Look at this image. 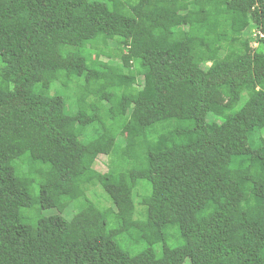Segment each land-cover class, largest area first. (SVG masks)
Wrapping results in <instances>:
<instances>
[{
  "label": "trees",
  "instance_id": "1",
  "mask_svg": "<svg viewBox=\"0 0 264 264\" xmlns=\"http://www.w3.org/2000/svg\"><path fill=\"white\" fill-rule=\"evenodd\" d=\"M0 1V264H264V0Z\"/></svg>",
  "mask_w": 264,
  "mask_h": 264
},
{
  "label": "rangeland",
  "instance_id": "2",
  "mask_svg": "<svg viewBox=\"0 0 264 264\" xmlns=\"http://www.w3.org/2000/svg\"><path fill=\"white\" fill-rule=\"evenodd\" d=\"M0 4L3 5V4H6V2L0 1ZM202 4L206 5L207 1L203 0ZM231 18H232V16H231ZM109 45H110V47L112 46L111 43H109ZM4 49H5V35L0 33V55L3 54ZM102 49H103V46H102ZM94 59L96 60V62L98 63L99 66H102L105 63H107V64L111 63V64L116 66L118 73H120V74L123 73V68H122L120 59L112 60V59H108V57L107 58L105 56L100 57L97 55L94 56ZM133 77L134 78L132 80L128 81L129 86H132L134 88H143V89L150 88L151 85L149 83V77L148 76H139L138 72L136 71V72H134ZM72 88H73V85L67 90L62 89V88L59 90L60 95L64 99V103H65L64 110L67 114H73L76 111V103H75L76 101L82 102L85 100V95L83 92L74 91L72 93ZM258 88L261 89L262 88L261 85ZM54 89H55V86L52 87V90H54ZM239 103H240L239 101H231L228 104V107L229 108H235L239 105ZM165 107H166V104H164V110L166 109ZM170 114H171V112L167 111L166 116H168ZM132 119H133V116H132ZM164 126H166V125H157L156 128H154V130L157 129V131H158V130H160L161 127H164ZM121 141L123 142V144H129V145L133 144V142H134L133 133L129 134L127 132H124V134L122 135ZM110 147H111V144H108V145L103 147L104 152H100L99 156L97 157V159L93 165V169L100 174L106 173L108 171L109 165H110V163H109L110 158H111L112 162H117V160L114 156L109 158V156H107L105 154L108 152ZM87 197L90 200L99 203L101 206H103L105 208L109 207L111 205L109 200L106 198V196L103 194L102 190L98 186L90 187L88 192H87ZM138 202L139 201L137 199L135 201V203H136L135 209L129 210L126 214L127 216H126V219L124 221V225L126 228L129 227L131 220L141 218L140 214L142 212V208L139 206ZM54 213H55L54 211H47V212H43L42 215H43V217H46V216H50ZM79 219L81 222L84 221V218L82 219V216L79 217ZM169 233L176 234V229L175 228L170 229ZM129 238H130V240L128 238H126V239L124 238V241H125L124 242V244H125L124 249L129 250V252H131L132 254L139 253V252L144 250V248H145L144 243L137 241L136 238H131V237H129ZM179 243H180V241H178V240L177 241L172 240L171 242L168 243V245L170 247H174V246H178ZM155 249L157 250L158 247H156ZM183 264H190L189 260L186 259L183 262Z\"/></svg>",
  "mask_w": 264,
  "mask_h": 264
}]
</instances>
